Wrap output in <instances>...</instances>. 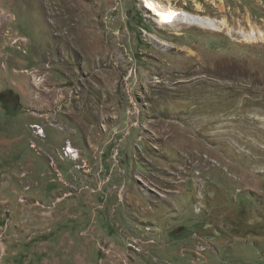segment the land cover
<instances>
[{
    "label": "rangeland",
    "instance_id": "rangeland-1",
    "mask_svg": "<svg viewBox=\"0 0 264 264\" xmlns=\"http://www.w3.org/2000/svg\"><path fill=\"white\" fill-rule=\"evenodd\" d=\"M160 1L0 0V264H264V0Z\"/></svg>",
    "mask_w": 264,
    "mask_h": 264
},
{
    "label": "bare ground",
    "instance_id": "bare-ground-1",
    "mask_svg": "<svg viewBox=\"0 0 264 264\" xmlns=\"http://www.w3.org/2000/svg\"><path fill=\"white\" fill-rule=\"evenodd\" d=\"M143 7L153 16L160 25H169L172 21L177 20L184 24L212 28V23L207 17L190 14L182 9L175 8L168 3L160 0H141ZM73 152L71 149L68 152Z\"/></svg>",
    "mask_w": 264,
    "mask_h": 264
}]
</instances>
